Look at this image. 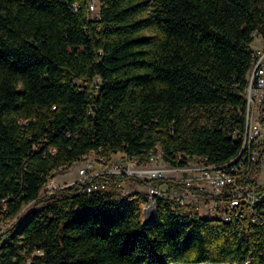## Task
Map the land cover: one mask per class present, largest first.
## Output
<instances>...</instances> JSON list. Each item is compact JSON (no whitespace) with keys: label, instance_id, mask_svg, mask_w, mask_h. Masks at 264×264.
Segmentation results:
<instances>
[{"label":"trees","instance_id":"trees-1","mask_svg":"<svg viewBox=\"0 0 264 264\" xmlns=\"http://www.w3.org/2000/svg\"><path fill=\"white\" fill-rule=\"evenodd\" d=\"M99 2L97 17L87 0H0V264H264V215L192 217L153 195L142 222L145 194L86 191L104 173L42 191L91 151L177 164L240 148L230 133L243 129L264 0ZM259 112L264 124V98Z\"/></svg>","mask_w":264,"mask_h":264},{"label":"built area","instance_id":"built-area-1","mask_svg":"<svg viewBox=\"0 0 264 264\" xmlns=\"http://www.w3.org/2000/svg\"><path fill=\"white\" fill-rule=\"evenodd\" d=\"M87 1L89 11L93 10L94 15L98 17L100 12L99 0ZM73 5L77 9V3H73ZM255 34L254 32L253 35ZM263 61L264 44L253 49L252 63L247 74L244 92L243 129H236L230 133L231 138L239 142L240 148L229 159L223 162H209L206 156L183 155V157L178 154V159L182 163L171 164L163 160L159 151L151 150L148 152V160L144 162L153 163L152 165H145L144 162H138L126 155L127 159L123 163L125 168L122 169L116 164H111L109 168H106L108 164L106 159L102 155H96V160L104 169L100 172L91 171L92 161L77 168L76 164L86 157L83 155L62 168L70 170L75 167L77 174L75 182L80 183L87 177L104 173L106 176L103 178L90 179L86 191L88 193L118 192L122 197L127 196L122 194V184L128 180L112 181L110 176H119L124 173L140 178L146 177V179L163 178L164 181L160 184L147 185L150 193L146 197V201L140 203L141 207L139 205L140 215L143 208L144 216H146L150 200L155 206L153 195H157L166 200L171 210L176 214H187L192 217L195 215L212 216L223 220H229L233 215H240L242 217L249 216L253 222H262L264 206L261 204L264 203V184L257 181L256 166L258 162L264 161V124L260 121L259 112L260 104L264 98ZM95 86L98 88L97 83ZM50 152L53 153L54 149H51ZM137 170L141 172L134 174L133 172ZM54 177L48 178L44 186L49 187V184H53L55 187L56 177ZM71 184H64L54 189ZM249 262L250 258H247L242 264H249Z\"/></svg>","mask_w":264,"mask_h":264},{"label":"rangeland","instance_id":"rangeland-1","mask_svg":"<svg viewBox=\"0 0 264 264\" xmlns=\"http://www.w3.org/2000/svg\"><path fill=\"white\" fill-rule=\"evenodd\" d=\"M95 4H96V2H95ZM96 7H97V4H96ZM88 10H89V8H88ZM89 14L91 16H94L95 12L93 10H90ZM259 41H260V37L255 38L252 45L256 46V44ZM263 64H264V61H263ZM126 159H127L126 155H124L122 152H116L112 155L110 163L107 164L106 168L107 167L109 168V166L111 164H116V165H119L123 169V168H125V165L123 163L126 161ZM90 161L93 162V167H92L91 171L100 172V170L104 169V167L99 165L98 161L96 160V154L93 152L86 154V157L83 158V160H81L79 163H77L76 166H77V168L83 167L86 163H89ZM122 164H123V166H121ZM144 164L145 165L146 164L152 165L153 163L144 162ZM140 172L141 171L137 170L133 173L139 174ZM54 176L56 177V178L54 177L55 178V187H59V186H62L64 184H71V183L75 182L77 179L75 167H73L70 170H67L65 168H60V171L58 173H56ZM144 178H146V177H144ZM49 185H50L49 187L47 185H45L42 188V191L52 190L55 188L53 186V184H49ZM134 192H141V193L145 194L146 197H148V194L150 193L148 186L139 185V184H137L135 182H131V181H124L122 184V194L128 195V194H131ZM31 206H35V205L34 204L25 205L22 208L21 216H23L25 214V212L30 209ZM140 207H141V204H140ZM144 215H145V213H144L143 208H142V214L140 215V219L142 222H150L156 216L155 211H153V215H152V218L150 220L149 219L147 220ZM9 223H11V222H9V220H7V219H4L2 217V215L0 214V232L2 230H4L9 225ZM180 264H186V263H180ZM200 264H207V263H200ZM209 264H218V263H209ZM225 264H238V263H225Z\"/></svg>","mask_w":264,"mask_h":264},{"label":"crops","instance_id":"crops-1","mask_svg":"<svg viewBox=\"0 0 264 264\" xmlns=\"http://www.w3.org/2000/svg\"><path fill=\"white\" fill-rule=\"evenodd\" d=\"M262 44H263V42L260 39V41L256 44V46L252 45V48L253 49L259 48ZM263 66H264V64H263ZM257 181L261 184H264V161L262 162V164L260 166V170H259V173L257 175ZM207 264H209V263H207ZM218 264H220V263H218ZM221 264H225V263H221ZM238 264H241V263H238Z\"/></svg>","mask_w":264,"mask_h":264},{"label":"water","instance_id":"water-1","mask_svg":"<svg viewBox=\"0 0 264 264\" xmlns=\"http://www.w3.org/2000/svg\"><path fill=\"white\" fill-rule=\"evenodd\" d=\"M153 211H155V206L153 204V201L150 200L149 203H148V210L146 212V216L145 218L148 220H150L152 218V215H153Z\"/></svg>","mask_w":264,"mask_h":264}]
</instances>
